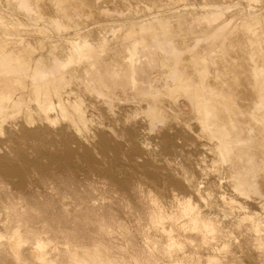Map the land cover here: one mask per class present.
I'll list each match as a JSON object with an SVG mask.
<instances>
[{"label":"bare ground","instance_id":"1","mask_svg":"<svg viewBox=\"0 0 264 264\" xmlns=\"http://www.w3.org/2000/svg\"><path fill=\"white\" fill-rule=\"evenodd\" d=\"M171 135L200 148L186 158L202 178L196 196H213L204 181L212 175L224 189L216 195L222 207L204 211L177 194L166 202L152 189L153 220L206 241L232 235L212 218L222 212L248 226L264 253V0H0L7 146L27 140L35 157L78 153L100 157L110 172L112 162L132 166L154 185H191L186 161L182 181L166 170L162 149ZM0 149V167L11 166ZM20 231L0 240L17 259L24 250L26 261L43 263L50 241L34 237L28 246ZM68 250L71 264H92ZM208 260L222 264L216 255Z\"/></svg>","mask_w":264,"mask_h":264},{"label":"rangeland","instance_id":"2","mask_svg":"<svg viewBox=\"0 0 264 264\" xmlns=\"http://www.w3.org/2000/svg\"><path fill=\"white\" fill-rule=\"evenodd\" d=\"M137 138L136 144L139 145L142 138ZM171 138L172 143L162 149V155L168 160L164 162L167 169L163 167L168 173L172 169V175L177 173L174 176L178 175L182 181L184 169L180 164H186V161L187 173L194 176L191 185L185 183L180 187L178 184L156 183L155 186L124 163L112 162L110 172L102 164L100 166V157H84L78 153L67 158L42 153L35 157L34 148L28 150L30 145L25 146L27 140L26 143L21 141L24 145L17 142L16 147L7 146L0 140L1 153L12 159L11 166L0 167V233H11L17 228L26 237L28 246L34 237L50 241L45 261L31 263L24 258L27 257L26 251H21L23 257L19 260L6 240H0L4 244L0 247V264H71L68 248L92 264H211L208 260L211 255H216L222 264H264V253L253 244L255 240L253 237L252 240L248 226L230 223L233 217H220L222 212L212 218L230 229V239L219 235L216 239L204 241L188 227L172 225L169 221L160 225L153 220L156 208L149 193L152 189L163 195L166 202L177 194L199 201L204 211L222 207L216 195L224 189L217 186L212 175L204 181L213 185V196L205 197L204 201L195 192V184L202 178L197 167H193L195 164L187 160L198 157L202 153L200 148L175 140V135ZM150 147H153L152 143L147 147L151 155L154 150ZM21 148H25L23 152ZM120 155V158L124 157ZM112 175L119 178L116 180ZM227 242L229 246L222 249Z\"/></svg>","mask_w":264,"mask_h":264}]
</instances>
